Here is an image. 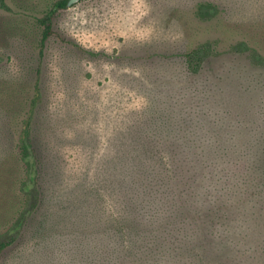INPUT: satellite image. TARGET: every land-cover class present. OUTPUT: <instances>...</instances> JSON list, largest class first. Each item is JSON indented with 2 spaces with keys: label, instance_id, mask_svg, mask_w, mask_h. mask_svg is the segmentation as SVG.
<instances>
[{
  "label": "rangeland",
  "instance_id": "obj_1",
  "mask_svg": "<svg viewBox=\"0 0 264 264\" xmlns=\"http://www.w3.org/2000/svg\"><path fill=\"white\" fill-rule=\"evenodd\" d=\"M55 1L0 7V242L16 237L0 264L22 244L39 247V136L59 132L57 164L71 185L89 164L74 135L92 127L104 151L132 109L162 100L182 104L196 140L205 137L211 178L198 205L216 246L264 264V0H81L58 11L43 46L39 18ZM206 42L213 51L194 71L187 53ZM171 82L173 94L159 92Z\"/></svg>",
  "mask_w": 264,
  "mask_h": 264
},
{
  "label": "trees",
  "instance_id": "obj_2",
  "mask_svg": "<svg viewBox=\"0 0 264 264\" xmlns=\"http://www.w3.org/2000/svg\"><path fill=\"white\" fill-rule=\"evenodd\" d=\"M67 2L55 1L39 18L43 46ZM0 7L9 8L6 0ZM212 51L206 42L188 52V66L199 71ZM170 85L159 92L173 94ZM182 110L166 100L132 109L101 152L92 127L74 135L89 148V164L71 185L57 164L64 163L59 132L39 136V247L22 244L1 264H240L216 246L211 214L198 205L200 188L210 187L207 147L193 135L197 119ZM33 121L26 119L20 137L24 159L34 148ZM15 242L1 241L0 254Z\"/></svg>",
  "mask_w": 264,
  "mask_h": 264
},
{
  "label": "water",
  "instance_id": "obj_3",
  "mask_svg": "<svg viewBox=\"0 0 264 264\" xmlns=\"http://www.w3.org/2000/svg\"><path fill=\"white\" fill-rule=\"evenodd\" d=\"M79 1L80 0H68L67 6L70 7V6H72L73 4H75V3L79 2Z\"/></svg>",
  "mask_w": 264,
  "mask_h": 264
}]
</instances>
